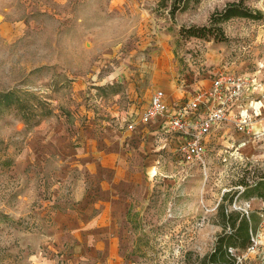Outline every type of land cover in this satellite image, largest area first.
I'll return each instance as SVG.
<instances>
[{
  "label": "rangeland",
  "instance_id": "1",
  "mask_svg": "<svg viewBox=\"0 0 264 264\" xmlns=\"http://www.w3.org/2000/svg\"><path fill=\"white\" fill-rule=\"evenodd\" d=\"M238 1L203 0L171 21L156 0H0V93L16 100L0 103V264H198L212 251L222 195L264 173V20L224 22L220 41L179 30L206 26ZM242 1L264 13V0ZM167 44L179 66L197 52L220 70L216 78L240 77V95L231 85L226 120L202 161L182 155L188 137L168 133L158 163L126 168L115 212L102 215L96 203L108 174L82 166L78 106L92 110L96 76ZM78 79L89 84L82 103L72 90ZM230 208L260 220L257 245L236 253L239 264H264V201Z\"/></svg>",
  "mask_w": 264,
  "mask_h": 264
},
{
  "label": "crops",
  "instance_id": "2",
  "mask_svg": "<svg viewBox=\"0 0 264 264\" xmlns=\"http://www.w3.org/2000/svg\"><path fill=\"white\" fill-rule=\"evenodd\" d=\"M157 38L163 40L165 36ZM202 57L206 55L188 53L179 66L172 46L167 44L166 49L157 48L147 55L141 54L132 62H122L114 73L106 74V77H95L94 93L97 96H93L94 106L92 110L78 106L77 118L86 119V122L84 129L77 130L75 139L79 140L78 152L83 151L84 157H87L82 163L86 173L92 177L96 175V178L108 174L106 180H99L100 195L96 205L102 215L115 212L118 183L127 185L124 178L129 173L126 168H148L155 160L158 163L159 150L165 145L168 133H171L164 118L148 124L138 121L152 94L163 91L170 113H175L189 104L198 92L211 90L220 70L207 66L208 61H203ZM214 59L211 57V60ZM198 66L204 67L200 68L204 75L199 74ZM87 86L89 84L84 79L74 83L72 90L76 92L77 103H82L85 98ZM211 105V101H205L198 109L189 111L186 119L194 121L202 118ZM237 113L240 114V110ZM130 121H135L133 130L126 129ZM220 129L219 125L210 135L218 136ZM176 142L174 140L173 143ZM127 189L130 190V186Z\"/></svg>",
  "mask_w": 264,
  "mask_h": 264
},
{
  "label": "trees",
  "instance_id": "3",
  "mask_svg": "<svg viewBox=\"0 0 264 264\" xmlns=\"http://www.w3.org/2000/svg\"><path fill=\"white\" fill-rule=\"evenodd\" d=\"M203 0H156V10L165 14L171 21L179 13H184L197 7ZM234 18L263 21L264 13L256 10L253 12L245 6L242 0L228 3L222 10L215 11L209 17L206 26L181 27L179 35L182 38H197L202 40H222L221 25ZM183 58L180 61L183 64ZM12 92L0 93V103L7 105L15 103ZM239 190L233 193H224L217 206L216 221L221 228V233L216 237L213 249L205 255L198 264H239L236 253L245 252L252 245V239L257 234L260 220L255 213H246L239 209H231L234 201L240 199L249 201L260 199L264 201V173L257 179L249 180L244 175L238 181Z\"/></svg>",
  "mask_w": 264,
  "mask_h": 264
},
{
  "label": "built area",
  "instance_id": "4",
  "mask_svg": "<svg viewBox=\"0 0 264 264\" xmlns=\"http://www.w3.org/2000/svg\"><path fill=\"white\" fill-rule=\"evenodd\" d=\"M231 85L236 88L233 94L240 95V77L234 78L232 74H220L214 80L211 90L198 92L189 104L175 113H170L164 92L155 91L151 96L149 105L140 114L138 121L142 124H148L159 118L166 119L167 129L170 132H180L190 140L182 147V155L191 162L202 161L205 153V138L209 137L211 132L226 120L225 106L230 97L228 90ZM205 101H211L212 105L204 116L194 121H188L186 114L198 109ZM134 124L135 121L128 122L126 129L133 130ZM256 245L257 241L253 238L248 251L254 250Z\"/></svg>",
  "mask_w": 264,
  "mask_h": 264
}]
</instances>
